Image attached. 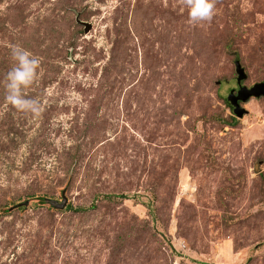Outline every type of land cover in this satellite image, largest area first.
Listing matches in <instances>:
<instances>
[{"label": "rangeland", "instance_id": "1", "mask_svg": "<svg viewBox=\"0 0 264 264\" xmlns=\"http://www.w3.org/2000/svg\"><path fill=\"white\" fill-rule=\"evenodd\" d=\"M12 45L43 111L0 84V264H264V94L230 107L264 81V0L195 26L180 0H0V81Z\"/></svg>", "mask_w": 264, "mask_h": 264}, {"label": "clouds", "instance_id": "2", "mask_svg": "<svg viewBox=\"0 0 264 264\" xmlns=\"http://www.w3.org/2000/svg\"><path fill=\"white\" fill-rule=\"evenodd\" d=\"M180 7L193 26L210 23L216 14V0H180ZM9 55L11 66L0 81L4 89L5 106L38 117L43 105L39 99L27 96L25 90L36 83L41 60L21 45H12Z\"/></svg>", "mask_w": 264, "mask_h": 264}, {"label": "water", "instance_id": "3", "mask_svg": "<svg viewBox=\"0 0 264 264\" xmlns=\"http://www.w3.org/2000/svg\"><path fill=\"white\" fill-rule=\"evenodd\" d=\"M84 24H85V32H88L89 29L91 28V24H89V23H84ZM235 66H236V70L238 73L237 81L240 82L242 79L246 78V76H245L244 70H243V68H241L238 60L235 62ZM261 94H264V81L261 83L255 84L254 86H252L250 88L242 87L238 91V93L230 99V104H231L230 107H231L233 113L236 116L241 117L244 110L239 107L238 101H244L249 96H254V95L259 96ZM44 201L48 202L54 208L63 209L65 207L66 203L68 202V199L65 196V193L62 192L61 201H58L55 199H48V198H45ZM20 205H28V200H26L24 202H19L18 204H16L12 208L18 207Z\"/></svg>", "mask_w": 264, "mask_h": 264}, {"label": "trees", "instance_id": "4", "mask_svg": "<svg viewBox=\"0 0 264 264\" xmlns=\"http://www.w3.org/2000/svg\"><path fill=\"white\" fill-rule=\"evenodd\" d=\"M2 209H3V208H2ZM2 213H6V212L4 211V209H3V210H0V215H1Z\"/></svg>", "mask_w": 264, "mask_h": 264}]
</instances>
